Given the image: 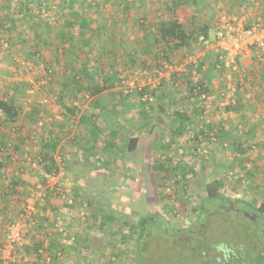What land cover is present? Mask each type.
Listing matches in <instances>:
<instances>
[{"label":"rangeland","instance_id":"obj_1","mask_svg":"<svg viewBox=\"0 0 264 264\" xmlns=\"http://www.w3.org/2000/svg\"><path fill=\"white\" fill-rule=\"evenodd\" d=\"M12 1L0 8V250L10 256L0 264H134L146 217L158 223L147 228L141 264H185L200 242L262 238L264 210L250 219L245 206L264 204V114L244 112L252 73L240 59L236 69L226 64L216 31L224 14L264 25V0ZM174 18L189 32L207 26L213 45L165 41L160 23ZM198 81L201 95L190 91ZM94 83L110 88L96 96L86 90ZM103 98L117 117L101 112ZM12 105L24 118H7ZM82 111L94 132L79 133ZM48 137L57 140L47 152L54 188L44 176Z\"/></svg>","mask_w":264,"mask_h":264},{"label":"trees","instance_id":"obj_2","mask_svg":"<svg viewBox=\"0 0 264 264\" xmlns=\"http://www.w3.org/2000/svg\"><path fill=\"white\" fill-rule=\"evenodd\" d=\"M12 0H0V8L7 10L8 12L12 9ZM142 28L147 29L145 24L141 25ZM161 28V36L162 38L167 42H178L181 45H187L193 42H198L200 36L208 37V27L207 26H197L190 32L186 29L184 23H182L179 19L174 18L167 22H161L160 23ZM68 33L64 32L60 35L59 44L63 45L67 39H69V36H67ZM72 48V44H69L68 48H65L64 50L67 52V49ZM202 71V66H199L195 69L194 74L198 75L199 72ZM108 82V78H106L104 81ZM73 82L76 85H82V81L79 80L78 77H73ZM110 84L103 83V84H96L93 85H86V90L90 91L93 95H99L100 93L106 91ZM197 91L199 95L203 94L206 91V88L204 87L203 83L200 81L196 82L194 85L190 86V91L194 92ZM147 89H143L141 94H144ZM7 118L10 121H15L18 116V110L12 106L8 107L7 109ZM69 111H71L73 114L75 113L74 108H69ZM179 117H181L182 120L184 118L186 119L187 116L185 114H181ZM138 139L137 138H131L129 140V146L130 150H133L137 145ZM57 146V140L56 138L48 137L46 140V143H44L45 152L44 153L48 158H45V168L46 173H51L53 170H57V163L52 158V155H49L47 152H52L55 150ZM48 154V155H47ZM185 167V165H183ZM157 167L159 169L163 168L162 163H158ZM183 167V168H184ZM19 182L14 181L13 185L18 186ZM12 189V192H15L16 189ZM229 205H231V202H227ZM204 206V205H203ZM251 213V216H249L250 219H253V217H261V213L264 210V204H262L260 207L253 210V208H250L249 205L245 206ZM212 209L205 207L203 210H201L202 213L209 214V212ZM221 211H224L225 209H220ZM205 214V215H206ZM158 223V220L154 217H146L144 218L139 227H138V247L136 251V258L134 264H141V256L143 253H146L148 249V240H147V228L149 225L155 226ZM258 232L261 233L262 238H256L254 236V242L247 243V242H238L237 240L235 242H232L231 244L221 241V242H214V241H205L200 242L198 244H195L194 252H185V264H264V229H257ZM256 231V232H257ZM203 234V231H198L196 234L190 233V236L184 240L181 241V243H192L194 242L200 235ZM263 239V241H262ZM259 243L261 247H259Z\"/></svg>","mask_w":264,"mask_h":264},{"label":"built area","instance_id":"obj_3","mask_svg":"<svg viewBox=\"0 0 264 264\" xmlns=\"http://www.w3.org/2000/svg\"><path fill=\"white\" fill-rule=\"evenodd\" d=\"M246 20V16L236 18L232 17L230 14H224L220 19V25L217 27L216 31L218 44L226 55V64L234 69L237 68L238 57H240L246 49L257 48L262 52L261 59H264V25L260 23L245 25ZM198 43L206 49L213 45V41L203 35L199 37ZM203 97H205V95H203ZM44 176L48 182L55 183L50 188H54L57 185L58 180L55 173H45ZM46 195V190H42L39 193L40 197ZM71 202L72 199L67 200L68 204ZM27 206L29 209L32 208L30 203H28ZM66 210L65 208L62 209L63 212ZM19 227L20 223L16 222L9 228L8 245L11 249L14 248L17 240L21 239ZM0 255L3 260H8L10 257L2 253L1 250Z\"/></svg>","mask_w":264,"mask_h":264},{"label":"crops","instance_id":"obj_4","mask_svg":"<svg viewBox=\"0 0 264 264\" xmlns=\"http://www.w3.org/2000/svg\"><path fill=\"white\" fill-rule=\"evenodd\" d=\"M252 0H249V2ZM256 4H260V2L256 3ZM261 5V4H260ZM258 9L263 7V11H264V4L263 6L259 7V6H252L251 3L248 5L247 9ZM252 51V50H251ZM250 49H246L244 50L243 54L238 57V59H240V66L243 67V69H247L250 70L252 73V77L251 80L248 82V84L245 85V93L244 96H242L244 99H242L240 101V103H242L241 106H243L244 108V112L247 114L248 118H254L256 116H259L260 114H264V64L259 63V61L256 59V55L254 54V52H251ZM222 56V55H221ZM215 57L217 58V55H215ZM216 61V59H215ZM260 64V65H259ZM234 75H236V73H234ZM242 85V83H240ZM54 86V84H53ZM62 90V88H61ZM101 96V95H99ZM100 104L99 108H101V112H104L103 114H113V116L118 114V111L116 109H110L108 104L106 103V101L103 99H100ZM41 101L38 100V103H40ZM42 103V102H41ZM107 110V112L105 111ZM93 112V111H92ZM92 112H90L89 114L92 115ZM243 112V110H242ZM25 114H21L20 111H18V116L16 118L20 119V118H24ZM39 116V114H35V117ZM136 116V115H133ZM83 117L85 118V120H82ZM53 119V118H51ZM57 119V118H55ZM79 133L88 131V132H94V127L96 126L94 124V122L91 120V118L89 116H84L83 111L81 112V114L79 115ZM57 122V121H56ZM41 122H38V124H40ZM37 124V123H35ZM106 127V126H105ZM108 127V126H107ZM104 128V127H102ZM98 132V131H97ZM132 138H137V136H134ZM93 148V147H92ZM94 149V148H93ZM130 149V146H129ZM95 150V149H94ZM137 150V147H135L132 151V155L135 154V151ZM88 156V155H86Z\"/></svg>","mask_w":264,"mask_h":264},{"label":"water","instance_id":"obj_5","mask_svg":"<svg viewBox=\"0 0 264 264\" xmlns=\"http://www.w3.org/2000/svg\"><path fill=\"white\" fill-rule=\"evenodd\" d=\"M247 214H248V212H247ZM254 218V217H253Z\"/></svg>","mask_w":264,"mask_h":264}]
</instances>
